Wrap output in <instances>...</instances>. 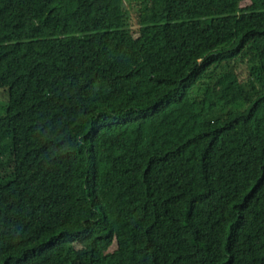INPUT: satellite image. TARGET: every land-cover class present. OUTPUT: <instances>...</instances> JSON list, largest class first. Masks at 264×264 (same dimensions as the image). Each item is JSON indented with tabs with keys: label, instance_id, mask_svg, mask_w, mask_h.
<instances>
[{
	"label": "trees",
	"instance_id": "trees-1",
	"mask_svg": "<svg viewBox=\"0 0 264 264\" xmlns=\"http://www.w3.org/2000/svg\"><path fill=\"white\" fill-rule=\"evenodd\" d=\"M154 1L0 0V264H264V0Z\"/></svg>",
	"mask_w": 264,
	"mask_h": 264
},
{
	"label": "rangeland",
	"instance_id": "rangeland-1",
	"mask_svg": "<svg viewBox=\"0 0 264 264\" xmlns=\"http://www.w3.org/2000/svg\"><path fill=\"white\" fill-rule=\"evenodd\" d=\"M152 2V0H122L123 10L127 15H133L138 9L145 8L147 5H149ZM158 0H155L153 3L154 10H159ZM223 69L228 71L230 70V66L227 64L222 65ZM7 104V90L6 88L0 89V115L4 114ZM246 102H240L233 106H230L229 108H226L222 110L224 114L231 111L236 110H243L246 107Z\"/></svg>",
	"mask_w": 264,
	"mask_h": 264
}]
</instances>
